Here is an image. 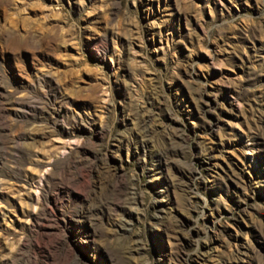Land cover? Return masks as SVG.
<instances>
[{
	"label": "rangeland",
	"instance_id": "rangeland-1",
	"mask_svg": "<svg viewBox=\"0 0 264 264\" xmlns=\"http://www.w3.org/2000/svg\"><path fill=\"white\" fill-rule=\"evenodd\" d=\"M0 264H264V0H0Z\"/></svg>",
	"mask_w": 264,
	"mask_h": 264
}]
</instances>
